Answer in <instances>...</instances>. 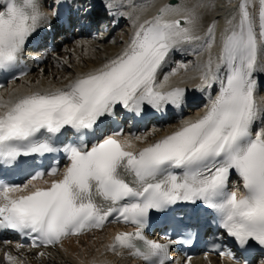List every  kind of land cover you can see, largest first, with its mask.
<instances>
[{
    "label": "snow or ice",
    "instance_id": "snow-or-ice-1",
    "mask_svg": "<svg viewBox=\"0 0 264 264\" xmlns=\"http://www.w3.org/2000/svg\"><path fill=\"white\" fill-rule=\"evenodd\" d=\"M103 6L131 25L123 47L97 67L44 85L43 77L25 78L23 57L29 40L59 12L48 11L47 0H0V74L12 78L0 94V162L26 177L0 178V230L27 238L43 258L50 253L40 249L62 248L66 239L121 224L101 255L172 264L171 246L190 244L192 233L160 240L147 230L153 216L187 228L177 219L183 213L197 222L211 218L241 255L215 242L211 251L235 264H264V100L257 99L264 0H227L219 32L216 17L205 25L216 0L159 6L155 0H104ZM85 45L78 42L86 51ZM189 51L197 56L193 64L176 62L163 71L173 53ZM53 56L58 67H71ZM190 67L195 76L186 75ZM185 79H197L193 88L206 98L194 116L168 131L111 127L118 109L141 118L181 114L189 101ZM37 156L59 159L37 171ZM4 258L18 264L10 252ZM191 261L185 256L181 264ZM89 264L110 262L93 258Z\"/></svg>",
    "mask_w": 264,
    "mask_h": 264
},
{
    "label": "bare ground",
    "instance_id": "bare-ground-1",
    "mask_svg": "<svg viewBox=\"0 0 264 264\" xmlns=\"http://www.w3.org/2000/svg\"><path fill=\"white\" fill-rule=\"evenodd\" d=\"M104 1V0H102ZM190 2H194V0H190ZM234 3L235 0H232ZM162 3H166V0H155L156 6H159ZM218 5L215 12H209L206 14L205 17V25L211 20L212 17H216L219 21L218 29L223 26L224 19L223 17L227 13V0H216ZM150 12H154L155 8L149 10ZM131 28H128V30ZM120 31L117 32V37L122 36L123 40H127L125 35L119 34ZM126 33V32H125ZM122 39L118 40L117 42L109 41V39H100L97 42H86L85 48L86 51L78 46V42L75 41L69 45L61 47L57 53L55 54L56 57L66 58L69 60V64L71 67L68 66H57V60L54 56H51L46 64L42 67L33 70V72L27 75L26 79L35 80L37 78L42 79V83L47 85L49 81L54 84H59L64 82V78L69 75H75L77 72L87 71L91 68L99 66L101 63L104 62L105 58L112 57L119 52V50L123 47ZM74 50V51H69ZM217 49L213 48V53H215ZM206 53L202 54L201 58H206ZM77 57L79 59H77ZM183 59V62L181 61ZM197 60V56L192 52L188 53H173L171 57V62L164 68V72H169L172 67L176 66V62H180L183 64H193ZM41 69H43V73H41ZM181 75H185L181 73ZM187 76H195V70L193 68H189ZM162 79V75H161ZM174 81H179L180 77L173 78ZM187 84H191L189 87V95L195 94L196 96H203L199 92L195 91L193 85L198 83L197 79H185ZM264 82V76L258 77V83ZM18 83V82H16ZM9 86V85H8ZM7 86V87H8ZM6 87V88H7ZM4 93V89L0 90V94ZM258 100H262L261 98L257 97ZM202 108L195 110L193 114L199 112ZM191 115L187 116L186 118L190 117ZM177 122H171L164 126L156 127L157 129H161V131H168L170 128L175 125ZM153 129V128H152ZM151 130V129H150ZM148 130V131H150ZM114 227L105 228L103 231H96L91 232L79 237V241H77L76 237L66 239L64 241L63 247L61 248L59 245L51 250H41L50 253V256H45L43 258H39L36 253L37 251H24L23 249L16 250V252H12L11 254L14 256L22 257L25 262L29 264H89L93 258L98 260L107 259L110 264H137V262L129 260L126 256L124 257H115L111 253L106 255H101L103 253L102 244L107 242V237L115 231ZM11 248L15 247V243H9ZM97 249H100L97 252ZM202 264H230L227 261H217V260H210V262L205 261L203 259H197Z\"/></svg>",
    "mask_w": 264,
    "mask_h": 264
},
{
    "label": "rangeland",
    "instance_id": "rangeland-1",
    "mask_svg": "<svg viewBox=\"0 0 264 264\" xmlns=\"http://www.w3.org/2000/svg\"><path fill=\"white\" fill-rule=\"evenodd\" d=\"M121 31H124V30H121ZM119 34H122V32H120Z\"/></svg>",
    "mask_w": 264,
    "mask_h": 264
},
{
    "label": "water",
    "instance_id": "water-1",
    "mask_svg": "<svg viewBox=\"0 0 264 264\" xmlns=\"http://www.w3.org/2000/svg\"><path fill=\"white\" fill-rule=\"evenodd\" d=\"M170 2V1H169Z\"/></svg>",
    "mask_w": 264,
    "mask_h": 264
}]
</instances>
